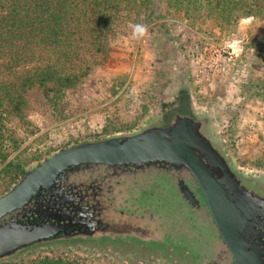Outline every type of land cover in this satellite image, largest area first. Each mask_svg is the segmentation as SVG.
<instances>
[{"label": "water", "instance_id": "water-1", "mask_svg": "<svg viewBox=\"0 0 264 264\" xmlns=\"http://www.w3.org/2000/svg\"><path fill=\"white\" fill-rule=\"evenodd\" d=\"M210 124L184 104L138 131L61 149L26 169L0 196V264L78 246L264 264V187L231 163ZM108 185L106 199L98 193ZM121 185L136 207H124Z\"/></svg>", "mask_w": 264, "mask_h": 264}, {"label": "rangeland", "instance_id": "rangeland-1", "mask_svg": "<svg viewBox=\"0 0 264 264\" xmlns=\"http://www.w3.org/2000/svg\"><path fill=\"white\" fill-rule=\"evenodd\" d=\"M156 8L171 36L168 55L157 53L150 18L122 14L115 21L107 56L64 100L63 109L31 114L32 126L11 125L21 146L12 156L24 151L27 156L52 155L83 142L128 134L186 104L210 118L211 131L223 142L231 163L264 187V167L258 165L264 162V19H241L209 38L211 22H199L191 31L182 14L159 3ZM137 24L146 28L143 37H133ZM254 92L263 100H254ZM45 256L87 264H193L160 251L81 246L34 250L14 262Z\"/></svg>", "mask_w": 264, "mask_h": 264}, {"label": "trees", "instance_id": "trees-1", "mask_svg": "<svg viewBox=\"0 0 264 264\" xmlns=\"http://www.w3.org/2000/svg\"><path fill=\"white\" fill-rule=\"evenodd\" d=\"M158 3L182 14L191 31L199 22L203 26L211 22L209 38L241 19H264V0H0V194L9 191L33 163L50 155L27 156L24 151L12 156L21 146L11 125L32 126L31 114L63 109L64 100L107 56L119 17L133 13L150 18L157 53L168 55L171 36L157 13ZM252 96L263 100L255 92ZM258 165L264 167V162ZM6 264L87 263L45 256Z\"/></svg>", "mask_w": 264, "mask_h": 264}, {"label": "flooded vegetation", "instance_id": "flooded-vegetation-1", "mask_svg": "<svg viewBox=\"0 0 264 264\" xmlns=\"http://www.w3.org/2000/svg\"><path fill=\"white\" fill-rule=\"evenodd\" d=\"M115 186H117L118 187V184H115ZM119 187H120V185H119ZM111 191H112V187H110V185H108V186H105L104 187V189H101L100 191H99V195H101L103 198H105L106 197V199H108L110 196H111ZM97 194V193H96ZM119 195H120V197H121V200L123 201V203H124V207L126 208H128V204H131V206H134V207H136V205H137V202H136V198H132V201L133 202H130L128 199H127V197H123V196H125V188H124V185L122 186L121 185V189H119ZM126 200V201H125ZM203 260V258L201 259V261Z\"/></svg>", "mask_w": 264, "mask_h": 264}, {"label": "clouds", "instance_id": "clouds-1", "mask_svg": "<svg viewBox=\"0 0 264 264\" xmlns=\"http://www.w3.org/2000/svg\"><path fill=\"white\" fill-rule=\"evenodd\" d=\"M146 33V28L143 25L137 24L133 27V37L140 38Z\"/></svg>", "mask_w": 264, "mask_h": 264}]
</instances>
